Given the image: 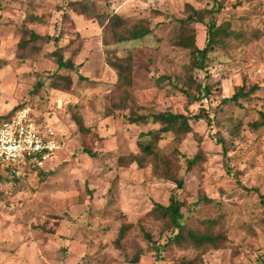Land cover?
Segmentation results:
<instances>
[{
    "label": "rangeland",
    "instance_id": "obj_1",
    "mask_svg": "<svg viewBox=\"0 0 264 264\" xmlns=\"http://www.w3.org/2000/svg\"><path fill=\"white\" fill-rule=\"evenodd\" d=\"M72 1L78 0H0V119L22 105L41 117L48 114L59 144L39 177L38 170L28 169L16 180L8 174L12 170L0 165V206L9 209L0 215V264H133L136 257L138 264L191 261L197 252L167 244L170 233L147 216L154 203L169 204L176 185L154 178L150 167L118 165V159L138 151L141 133L159 125H129V111L105 117L116 75L104 65L99 26L60 11ZM92 1L101 14L115 12L151 22L152 36L113 46L119 56L133 57L130 104L144 112L170 110L194 116L206 111L212 120L211 126L206 121L193 123L198 136L189 134L176 148L172 134L160 143L177 161L179 178L185 181L184 189L175 191L184 203L182 223L205 231L206 221L218 222L213 231L231 240L230 248L205 254L203 264H264V127L253 131L250 125L264 113V0H219L222 10L216 23L230 36L213 49L206 70L194 72L198 83L213 90L193 105L178 90L168 95L159 90L156 80L171 77L181 87L178 79L190 55L173 46L171 39L178 21L186 17V4L211 9L213 1ZM32 8L50 25L30 29L41 35L60 34L65 58L79 53L76 62L88 80L79 81L72 74L68 93L49 87L56 72L46 56L52 44L38 42L40 53L30 46L18 48L20 28ZM194 27L196 43L204 47L207 27ZM237 87L257 90L238 104H222ZM74 113L91 129L87 135L79 133ZM233 121L240 123L236 135ZM218 139L225 142L227 158ZM196 155L200 160L188 169L187 160ZM126 224L133 227L117 244ZM146 235L161 245L160 251Z\"/></svg>",
    "mask_w": 264,
    "mask_h": 264
},
{
    "label": "trees",
    "instance_id": "obj_2",
    "mask_svg": "<svg viewBox=\"0 0 264 264\" xmlns=\"http://www.w3.org/2000/svg\"><path fill=\"white\" fill-rule=\"evenodd\" d=\"M212 1L214 5L211 9H197L189 3L186 4V17L178 21L179 28L171 39L173 46L188 51L190 55V63L185 67L184 75L178 79V82L181 83V87H179L177 83L175 84L171 77H159L156 80V86L159 90L166 92L167 95L170 92L169 90H173V94L175 90H178L185 97L189 105L202 102L211 95L213 90L212 86H203L198 83L194 77V72L206 70L213 49L223 42L224 37L230 36L228 29L216 23V16L222 10L219 0ZM60 11H62L63 14L71 12L85 20L94 22L101 29L104 65L111 69L116 75V82L107 97L109 106L105 113V117H114L116 112L129 111L130 114L125 117L129 125H159L158 129H151L147 133L140 134L137 141L138 151L118 159L119 167H130L134 164H136L139 169L150 167L151 174L154 178L171 182L176 185L175 191H182L185 181L179 178L178 166L176 165L177 161L170 157L160 146V143L164 140L166 135L172 134L174 136L173 144L176 148V146L180 145L189 134L194 133L198 136L194 131L193 123L206 121L208 126H211L212 120L207 115L206 111H202L194 116L173 113L170 110L162 112H144L146 109L143 107H138L135 103H129L133 91V57L131 54H128L126 57L119 56L117 48L113 46L142 40L152 36L153 28L151 22L147 19H135L115 12L101 14L98 12L97 3L92 0L72 1L65 5V8ZM199 24L207 27V40L204 47H199L196 43L197 35L194 26ZM49 25L50 21L38 17L36 15V9L32 8L23 26L20 28L21 36L24 39L21 38L18 43V48L26 49L30 46L35 52L40 53V49L37 46L38 42L52 44L54 49L50 53H47L46 56L48 60H51L56 66V72L50 76L49 87L57 92L68 93L74 82L72 74L76 75L79 81L88 79L81 74L82 64L76 62L79 53H74L71 57L65 58L67 52L65 51V47L61 46L63 37L60 34L41 35L28 27H48ZM63 71L67 72V74H61ZM36 86L37 88H41L43 85L38 82ZM256 90V88H252L250 91L246 92L244 87H237V91L231 97L224 98L222 104H238L241 98L251 96ZM22 108H24L23 105L15 107L11 113L0 119V124L6 119H10ZM142 111L144 113H140ZM73 118L81 135H87L91 132V129L85 126L83 120L77 114L74 113ZM250 125L253 131H257L261 127H264V113L261 112L260 119L250 123ZM239 126L240 123L233 121L234 131L232 135L237 134L235 129H239ZM217 144L221 146L223 155L227 158V149L224 140L218 139ZM86 153L90 157L95 158L92 152L88 151ZM200 158V155H196L192 160L188 159V169L194 167ZM1 167L3 166L1 165ZM3 169L8 170V172L11 171V169L7 167H3ZM37 170L38 177L44 174V169ZM27 171L28 170H26V173ZM8 174L11 177L13 175V179L19 180L14 173ZM25 176L26 174H24V177ZM175 191L171 195L168 205L154 203L153 208L147 216L151 217L156 222H161L163 231L170 233L167 244H173L180 250L193 249L197 252L193 260L183 261L182 264H203V257L205 254L223 248H230L231 240L228 236L224 232L213 231L215 227L217 229L219 225L218 222L206 221L207 226L205 231L187 228L182 223L184 218L182 213L184 203L177 197ZM132 227L133 224L122 226L119 239L116 242L117 244L124 234ZM145 237L149 243L152 244V248L155 251H160L161 245H158L150 235H146ZM138 263L139 258L136 257L133 260V264Z\"/></svg>",
    "mask_w": 264,
    "mask_h": 264
},
{
    "label": "built area",
    "instance_id": "obj_3",
    "mask_svg": "<svg viewBox=\"0 0 264 264\" xmlns=\"http://www.w3.org/2000/svg\"><path fill=\"white\" fill-rule=\"evenodd\" d=\"M58 146L49 115H36L30 107L18 110L0 124V165L10 168L17 177L28 169H44Z\"/></svg>",
    "mask_w": 264,
    "mask_h": 264
},
{
    "label": "crops",
    "instance_id": "obj_4",
    "mask_svg": "<svg viewBox=\"0 0 264 264\" xmlns=\"http://www.w3.org/2000/svg\"><path fill=\"white\" fill-rule=\"evenodd\" d=\"M0 209H3V208L0 206ZM6 210H9V209L4 208L2 211H0V215H3V213H4ZM0 224H1V221H0Z\"/></svg>",
    "mask_w": 264,
    "mask_h": 264
}]
</instances>
